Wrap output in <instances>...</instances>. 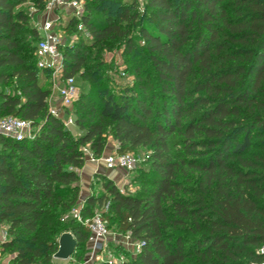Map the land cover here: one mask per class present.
I'll use <instances>...</instances> for the list:
<instances>
[{"label": "trees", "instance_id": "1", "mask_svg": "<svg viewBox=\"0 0 264 264\" xmlns=\"http://www.w3.org/2000/svg\"><path fill=\"white\" fill-rule=\"evenodd\" d=\"M46 1L0 0V118L28 120L33 132L21 140L0 135L1 249L12 263L48 264L65 230L75 252L86 247L95 206L142 241L134 264L263 260L264 0H144L138 33L153 79L143 80L137 67V87L118 95L99 85L91 50L129 34L136 2L99 0L105 15L97 23L83 0V13L68 23L81 24L91 40L59 47L63 78H97L73 101L77 135L49 111L42 79L49 70L36 65L40 34L18 8L31 2L42 10ZM126 46L138 47L132 37ZM11 82L16 91H4ZM108 135L116 153L146 148L150 177L131 194L96 174L92 187L101 179L106 194L92 190L80 220L65 219L77 206L82 147L100 157Z\"/></svg>", "mask_w": 264, "mask_h": 264}, {"label": "rangeland", "instance_id": "2", "mask_svg": "<svg viewBox=\"0 0 264 264\" xmlns=\"http://www.w3.org/2000/svg\"><path fill=\"white\" fill-rule=\"evenodd\" d=\"M89 3L92 11V15L94 20L97 23H100L101 17L105 15V12L98 8V1L95 3V0H85ZM120 1H129V0H120ZM131 1V0H130ZM136 2L137 8L134 9L138 13V18L134 20L132 23L128 24V32L129 34L124 39H115V40H107L104 45L97 46L96 50H91V61L96 65L93 68V71L97 73L96 75L102 76V81L99 82V85H106L107 89L115 94L127 93L129 94L130 89L133 87H137L136 80V70L139 67L141 76L143 80L146 82H150L153 79V72L151 65L148 61L146 52L142 49L143 42L139 38L138 29L141 24V20L139 18L143 17L144 13V0H133ZM32 6L31 2H26L22 5H19L18 8L22 7L25 10L30 12V7ZM58 19L56 21V29L61 32V36L65 38V41L69 44H73L74 42L85 39L87 41L91 40L90 35L82 31L75 26L74 24L69 25V18L71 13H69L66 9L65 11H57ZM43 14L40 12L37 15L30 16V25L35 26L36 22L42 20ZM78 25V24H77ZM125 25V24H122ZM127 37H132L134 39V43L138 46L135 49V52L127 51L126 39ZM62 47V46H61ZM74 78V85L77 88V96L80 91L88 90L89 82H96L97 78L90 79V81H86L81 79L78 75ZM42 79L46 85L50 87V98L48 100V105L55 103V97L57 95V87L61 84L62 72L53 73L49 71L42 75ZM150 88V84L148 86ZM4 91L15 92L14 82L9 84H5L2 86ZM53 94V95H52ZM71 130L75 135L79 133L77 127H71ZM114 140L110 135L107 136V143H110ZM133 152V151H132ZM134 153L140 157V161L138 164L131 170H109L102 175L106 178L111 179L115 185L124 193L135 194L141 189L142 181L146 180L150 177V168L149 162L146 159H143L144 156L149 155V151L146 148H138L134 151ZM111 171V172H110ZM114 172V173H113ZM113 175H117V178H112ZM148 175V176H147ZM94 187V188H93ZM92 187L95 195L106 194V190L103 188V181L100 179L96 180V183ZM105 213L106 219L105 221L108 224L109 236L107 240H105L104 248L102 251L96 254V256L90 258L89 257V249L88 247H83L81 250H76L77 252H73V254L66 260L56 259L52 256L50 262L48 264H134L136 257V253L133 252L131 240L127 237L126 234L122 233L117 228V223L119 219L113 216L110 212L105 210V207L95 206L93 214H102ZM74 217L71 212L65 215V219ZM65 225L68 226L69 221H64ZM5 225V224H3ZM7 229L3 228L2 230ZM1 230V231H2ZM0 231V232H1ZM69 231V230H65ZM3 232H1L2 234ZM58 240V238H57ZM134 240V239H133ZM1 248V245H0ZM11 253V252H7ZM76 253L81 255L80 258L76 256ZM40 264V263H34Z\"/></svg>", "mask_w": 264, "mask_h": 264}, {"label": "built area", "instance_id": "3", "mask_svg": "<svg viewBox=\"0 0 264 264\" xmlns=\"http://www.w3.org/2000/svg\"><path fill=\"white\" fill-rule=\"evenodd\" d=\"M65 9L75 17H80L83 13V0H47L42 10L35 6L30 7V16L42 13V20L36 22L35 27L38 29L40 38L36 44L35 55L36 65L42 69H48L53 73L62 72L63 61L59 47L66 41L61 36V32L56 29V21L58 19L57 11H65ZM80 30L83 29L81 24L77 25ZM61 84L57 87V100L54 104L49 105L51 114L62 119L63 124L70 128L75 126L74 117L72 115V104L77 97V88L74 85L73 77L61 79ZM33 134L31 123L28 120L20 119L15 116H6L0 118V135L5 137L21 140L30 137ZM85 153V159L90 161L102 160L104 167L108 170H131L141 160L134 152L116 153L112 152L107 156L95 157L89 150L88 146L82 147ZM148 158V155L143 159ZM80 207L75 206L70 212L74 217L80 220ZM88 226V249L89 257L96 256L103 250L105 240L109 236L108 224L100 214H94L89 221ZM131 240L133 252L137 253L141 249L143 243L139 240H133L129 234H126ZM7 231L2 233V239L6 240ZM258 253L264 255V246L258 249ZM251 264H264V259Z\"/></svg>", "mask_w": 264, "mask_h": 264}, {"label": "crops", "instance_id": "4", "mask_svg": "<svg viewBox=\"0 0 264 264\" xmlns=\"http://www.w3.org/2000/svg\"><path fill=\"white\" fill-rule=\"evenodd\" d=\"M42 18V17H41ZM53 95V94H52ZM53 96H49V99H52ZM57 100V95L55 97V101ZM75 127V126H73ZM71 129V127H70ZM73 132V131H72ZM74 133V132H73ZM78 134V133H77ZM117 148V142L115 140H112L110 143H107L104 151L102 153V156H107L112 152H115ZM109 171L104 167V164L102 160L99 161H90L85 159L84 165L77 170L79 175V196L77 200V205L81 206L84 202V200L87 198V196L92 192V182H94V177L96 174H103L105 172ZM119 171V170H117ZM111 172V171H110ZM114 173V172H113ZM113 180L114 178H117V175L112 176ZM118 180V178H117ZM6 228V225L0 224V231ZM7 229L2 230L1 232L6 231ZM0 232V245L5 240L2 239V234ZM7 240V238H6ZM13 254H9L7 252L2 251L0 248V264H13L12 263Z\"/></svg>", "mask_w": 264, "mask_h": 264}, {"label": "water", "instance_id": "5", "mask_svg": "<svg viewBox=\"0 0 264 264\" xmlns=\"http://www.w3.org/2000/svg\"><path fill=\"white\" fill-rule=\"evenodd\" d=\"M58 247L54 252L53 257L60 260L68 259L77 246V241L70 231L62 232L57 240Z\"/></svg>", "mask_w": 264, "mask_h": 264}]
</instances>
